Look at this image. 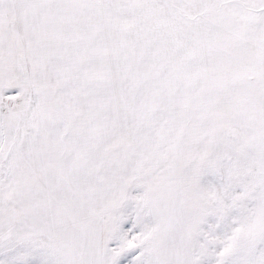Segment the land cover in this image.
<instances>
[{"label":"snow or ice","instance_id":"1","mask_svg":"<svg viewBox=\"0 0 264 264\" xmlns=\"http://www.w3.org/2000/svg\"><path fill=\"white\" fill-rule=\"evenodd\" d=\"M0 264H264V0H0Z\"/></svg>","mask_w":264,"mask_h":264}]
</instances>
